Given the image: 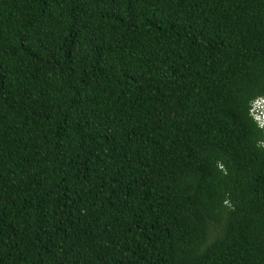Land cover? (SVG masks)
<instances>
[{"label": "trees", "instance_id": "16d2710c", "mask_svg": "<svg viewBox=\"0 0 264 264\" xmlns=\"http://www.w3.org/2000/svg\"><path fill=\"white\" fill-rule=\"evenodd\" d=\"M264 0H0V264H264Z\"/></svg>", "mask_w": 264, "mask_h": 264}, {"label": "built area", "instance_id": "2783aa9c", "mask_svg": "<svg viewBox=\"0 0 264 264\" xmlns=\"http://www.w3.org/2000/svg\"><path fill=\"white\" fill-rule=\"evenodd\" d=\"M248 115L261 131L263 140L259 142V145L264 147V95L256 97L250 102Z\"/></svg>", "mask_w": 264, "mask_h": 264}]
</instances>
